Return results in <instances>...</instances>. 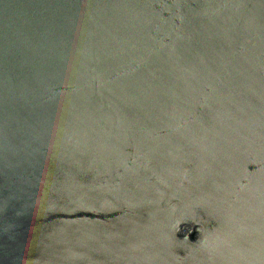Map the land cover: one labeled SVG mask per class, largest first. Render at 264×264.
<instances>
[{"label":"water","instance_id":"95a60500","mask_svg":"<svg viewBox=\"0 0 264 264\" xmlns=\"http://www.w3.org/2000/svg\"><path fill=\"white\" fill-rule=\"evenodd\" d=\"M0 264H264V0H0Z\"/></svg>","mask_w":264,"mask_h":264}]
</instances>
